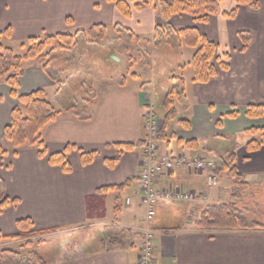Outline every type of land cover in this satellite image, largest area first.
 <instances>
[{"label":"crops","instance_id":"obj_1","mask_svg":"<svg viewBox=\"0 0 264 264\" xmlns=\"http://www.w3.org/2000/svg\"><path fill=\"white\" fill-rule=\"evenodd\" d=\"M235 5V0H222L220 13L200 22L187 14L174 15L167 21L154 5L134 8L132 16L126 17L107 0H0V31L10 28L12 32L11 38L3 35L0 41L6 39L12 44L30 36L87 31L93 24L107 26V34L108 27L114 26L118 34L124 30L143 38L155 35L157 26L170 24L175 29L197 27L217 44V56L229 63L228 70L220 71L207 83L172 76L168 85H176L177 77L183 79L185 95L175 99L174 107L179 118L188 119L190 125L174 122L169 133L175 137L167 133V139L160 141L161 151L214 158L204 145L207 139L236 137V144L232 152L217 155L221 179L217 187L207 185L206 171L179 168L156 178L158 188L194 190L200 199L157 205L152 223L157 233L154 264H264V229L202 230L196 224L208 207L233 202L234 179L228 169L218 166L221 161L228 162L231 153L236 155L234 165L250 190L257 189L256 184L264 187V145L253 152L246 149L250 139L246 130L264 128V117L246 115L249 105L264 104V0H260L258 10L241 5L236 17H225L223 12H230ZM240 31L252 36L245 51H241ZM118 63L122 65L123 60L119 58ZM45 64L26 61L17 92L24 95L37 89L45 91L59 115L41 131V138L47 154L63 152L69 146L66 156L71 169L66 172L62 166L52 165L48 155L40 157L34 145L15 153L6 142L5 128L12 110L20 103L0 79V142L8 150L0 156V188L5 196L18 200L0 213V240L17 233V221L24 218H31L37 229L60 228L56 233L86 224L97 230L102 225L105 230L100 243L108 241L111 245L92 252L78 245L76 251L66 255L64 247L63 252L57 250L61 257L45 260L48 264H138L143 235L140 227L145 219L138 184L147 136L144 115L149 104L158 108L157 93L143 76H127L129 79L122 84L106 82L94 104L85 103L82 110H77L73 104L77 97L64 101V87L67 83L69 88L71 80L65 75L71 73V67ZM169 88L164 87L160 95H167ZM230 112L237 115L227 116ZM179 138L184 143L178 142ZM193 139L196 143L185 145ZM120 143L135 147L119 153L116 144ZM85 152L97 153L87 165L83 164ZM105 187L113 189L98 194ZM108 232L117 238L110 240Z\"/></svg>","mask_w":264,"mask_h":264},{"label":"trees","instance_id":"obj_2","mask_svg":"<svg viewBox=\"0 0 264 264\" xmlns=\"http://www.w3.org/2000/svg\"><path fill=\"white\" fill-rule=\"evenodd\" d=\"M114 3L118 10L126 17L132 16L133 9H138L142 5H154L158 7L165 20L169 21L174 15L187 14L192 16L196 21L207 22L211 15L221 12L220 2L222 0H107ZM235 7L230 12H223V15L227 18L236 17L241 5H246L253 10L260 8V0H235ZM68 22H71L68 19ZM119 28L120 26H116ZM168 30L173 33H177L183 38L186 46L195 49V53L192 58V66L194 69L193 81L199 83H207L212 78L216 77L220 71H226L230 65L228 62L220 59L217 56V44L211 41L204 33H202L197 27H185L181 29H175L170 24L166 26H157L155 34L161 30ZM124 31V30H123ZM129 31V30H127ZM5 35L8 38L12 37L10 28H7L4 32L0 31V37ZM107 35V26L104 24H93L87 30V36L93 40H101ZM239 37L242 41L241 51H245L252 41L251 33L248 31H240ZM77 35L58 32L54 34H43L41 36H30L22 44L23 47L28 45V49L25 54L20 56L15 53L11 47H6L0 42V79H4L5 83L11 88V93L19 100L17 105L11 114V121L5 128V138L11 143L12 148L17 153L18 149L29 145L37 147L38 155L45 157L48 155L49 162L52 165H60L63 170L70 171V165L67 160L66 152L69 150V146L63 152L47 154V148L45 142L41 138V131L51 122L55 121L59 115V112L55 110L52 103L46 98V93L43 89H37L24 95H19L17 88L19 85V78L24 73V62L36 58H41L42 53L51 46V51L56 49H64L76 42ZM49 57V54L44 56ZM228 59L229 54L225 55ZM46 64L50 62V57L45 61ZM184 81L178 79L176 85H174L167 93L164 101L163 108L167 111L163 125L159 134V140L165 141L167 139V133L174 122H178L184 127H189L190 122L188 119L179 118L178 112L174 107L175 99H180L185 95ZM227 116L234 117L236 112H230ZM246 115L251 118L264 117V104H251L247 107ZM246 133L250 135V139L246 143V149L248 152L257 151L264 145V128L252 127L246 130ZM175 137V134H171ZM256 136H259L257 139ZM178 142H182L179 138ZM190 143H196V140L185 141V145ZM119 153L123 150H131L135 147L131 143L116 144ZM5 145L0 142V156L7 153ZM96 152L83 153V164L87 165L91 163L96 156ZM119 156L112 162L117 161ZM228 162L221 161L218 166L221 170L228 169L232 178L234 179L237 192H244L247 189L248 183L244 181L243 175L239 173L237 167L234 165L236 155L231 153L228 156ZM111 162V163H112ZM218 167V168H219ZM123 186V185H122ZM121 187V186H116ZM113 187L101 188L98 194H103ZM18 203L17 199H10L5 196L4 192L0 193V213H2L7 207L12 204ZM197 227L202 230H234V229H264V223L248 224L244 218L238 213L234 204H222L219 206L208 207L200 216L197 221ZM19 231L17 233L3 236L4 239H25L37 235H44L53 233L59 230L58 227H51L46 229H37L34 227V223L31 218H24L17 221ZM1 238V236H0ZM78 244L71 242L65 246L63 252L73 253L76 251ZM0 264H48L43 256L38 252H31L29 254H23L19 251L12 249L0 250Z\"/></svg>","mask_w":264,"mask_h":264},{"label":"rangeland","instance_id":"obj_3","mask_svg":"<svg viewBox=\"0 0 264 264\" xmlns=\"http://www.w3.org/2000/svg\"><path fill=\"white\" fill-rule=\"evenodd\" d=\"M108 29L107 36L96 41L91 40L87 36L85 29L65 32L77 35L76 42L73 45L53 51H51V46H49L42 53L41 58L28 61L46 63L45 61L50 57L48 65L53 62L52 66L64 69H68L67 67L70 66L71 73L66 72L65 75L70 77L71 80L69 88H67V83L64 87V101L71 102L74 97H77L73 100L77 110H82L81 108H83L85 103L91 106L93 101L94 104L106 82H119L122 84L125 79H129L127 76H143L144 79L148 80L147 82L150 81L151 87L157 93L155 101L158 105L157 112L159 116L162 114L161 116L165 117L167 111L163 108L162 103L166 95L163 94L161 96L160 94L164 87L172 88V86H168L172 82V76H184L191 81L194 75L192 58L195 49L186 46L183 38L177 33L166 29L159 31L158 35H144L143 38L126 31L118 34L114 30V26H109ZM0 42L6 47H11L20 56L24 55L29 47L28 45L23 47V42L18 41L11 44L6 39H2ZM228 47L231 46L229 45ZM47 54H49V57L45 58L44 56ZM116 58L123 60L122 65L118 63ZM91 69H94V73L90 72ZM178 79L181 78L177 77L176 81ZM168 134L171 133L168 132ZM223 139L221 136H216L204 141L205 147L212 151V157L215 156L214 160H216L218 154L226 150L232 152L236 144V137ZM6 142L8 141L6 140ZM8 144L12 147L10 142ZM256 186H258L257 189L252 191L248 184L244 192H237L236 186H234L232 189L233 194L231 195V201L233 202L230 204H234L237 213L251 225L256 222L264 223V187L261 184L260 186L256 184ZM95 227L86 224L79 228H68L60 233H56V231L25 239L2 238L0 240V250L12 249L23 254L36 251L45 259H56L58 256L61 257L60 252L57 254V250L63 252L64 247L71 242H76L79 248L86 252H92L111 245L108 241L104 244L100 243V240L103 239L104 226L101 225L97 230L94 229ZM59 230L61 229L59 228ZM108 235L110 240L117 238L109 232Z\"/></svg>","mask_w":264,"mask_h":264},{"label":"built area","instance_id":"obj_4","mask_svg":"<svg viewBox=\"0 0 264 264\" xmlns=\"http://www.w3.org/2000/svg\"><path fill=\"white\" fill-rule=\"evenodd\" d=\"M144 117L147 136L138 184L145 219L140 227L143 235L138 264H154L157 233L152 223L156 216L157 205L164 202H187L200 199V194L194 190L158 188L155 184L156 178L162 172L185 168L196 172H208L207 185L209 187L219 186L221 179L216 171V161L212 158L161 151L159 134L162 122L155 105H148ZM127 203H130L129 199Z\"/></svg>","mask_w":264,"mask_h":264},{"label":"water","instance_id":"obj_5","mask_svg":"<svg viewBox=\"0 0 264 264\" xmlns=\"http://www.w3.org/2000/svg\"><path fill=\"white\" fill-rule=\"evenodd\" d=\"M117 59V61L119 60V58H116Z\"/></svg>","mask_w":264,"mask_h":264}]
</instances>
